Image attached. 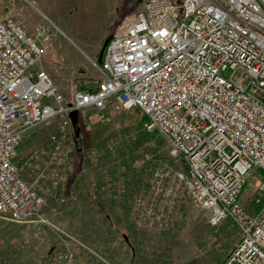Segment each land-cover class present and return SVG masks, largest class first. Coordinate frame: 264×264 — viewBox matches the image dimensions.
<instances>
[{
	"label": "built area",
	"instance_id": "obj_1",
	"mask_svg": "<svg viewBox=\"0 0 264 264\" xmlns=\"http://www.w3.org/2000/svg\"><path fill=\"white\" fill-rule=\"evenodd\" d=\"M51 35L47 25L33 36L12 17L0 18V216L48 223L35 180H64L72 110L78 117L90 109L138 110L143 127L162 136L184 165L161 173L175 186L166 197L181 188L211 224L228 219L237 228L220 264H264V202L257 199L260 207L249 212L240 201L248 176L264 171V0H140L109 35L97 78L68 100L38 67ZM55 118L48 145L23 159L35 177L28 182L17 148ZM249 186L264 192L260 178ZM55 264H74L72 251Z\"/></svg>",
	"mask_w": 264,
	"mask_h": 264
},
{
	"label": "rangeland",
	"instance_id": "obj_2",
	"mask_svg": "<svg viewBox=\"0 0 264 264\" xmlns=\"http://www.w3.org/2000/svg\"><path fill=\"white\" fill-rule=\"evenodd\" d=\"M139 4L0 0V18L12 17L33 36L39 26L50 27L52 35L38 67L68 100L76 88L97 78L95 64L103 40L132 17ZM142 119L138 110L81 112L77 145L71 136L64 180L57 177L56 186L50 179L36 181L23 159L48 145L58 119L23 137L15 161L24 179L35 180L44 199L39 213L48 223L0 216V264H55L66 248L74 264L222 262L239 238L237 228L228 219L211 224L207 212L191 204L181 188L173 198L166 197L163 192L175 186L161 173L184 170V165L162 136L143 127ZM155 172L161 174L157 179ZM159 178L161 190L155 196ZM257 178L264 181V171H252L240 200L249 212L257 199L264 202V192L249 186Z\"/></svg>",
	"mask_w": 264,
	"mask_h": 264
},
{
	"label": "water",
	"instance_id": "obj_3",
	"mask_svg": "<svg viewBox=\"0 0 264 264\" xmlns=\"http://www.w3.org/2000/svg\"><path fill=\"white\" fill-rule=\"evenodd\" d=\"M108 40H109V36H107L103 40V42L101 44V47H100V50H99L98 55H97V62L101 61L103 50H104ZM69 117H70L72 130H73V135H74V139H75L74 143H75V145H77V140H78L79 132H80V127L78 125V111L77 110H72L70 112V114H69ZM123 236L127 240V236L125 234Z\"/></svg>",
	"mask_w": 264,
	"mask_h": 264
},
{
	"label": "crops",
	"instance_id": "obj_4",
	"mask_svg": "<svg viewBox=\"0 0 264 264\" xmlns=\"http://www.w3.org/2000/svg\"><path fill=\"white\" fill-rule=\"evenodd\" d=\"M108 109H110V108H108ZM111 111H112V110H111ZM242 194H243V193H242ZM242 194H241V196H240V200H241ZM259 207H260V204H255V205H253V206H252V209L250 210V212L258 210Z\"/></svg>",
	"mask_w": 264,
	"mask_h": 264
}]
</instances>
